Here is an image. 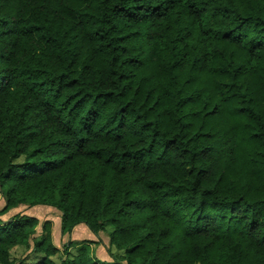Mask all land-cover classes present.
Wrapping results in <instances>:
<instances>
[{"label": "trees", "instance_id": "obj_1", "mask_svg": "<svg viewBox=\"0 0 264 264\" xmlns=\"http://www.w3.org/2000/svg\"><path fill=\"white\" fill-rule=\"evenodd\" d=\"M0 196V264H264V0H0Z\"/></svg>", "mask_w": 264, "mask_h": 264}, {"label": "rangeland", "instance_id": "obj_2", "mask_svg": "<svg viewBox=\"0 0 264 264\" xmlns=\"http://www.w3.org/2000/svg\"><path fill=\"white\" fill-rule=\"evenodd\" d=\"M4 205H5V200L2 196H0V210L4 207ZM20 212L24 213L26 215H30V216L33 215V216L37 217L41 223H43L45 221H52V236H54L56 239L55 243H57L58 245H60L62 247L64 244L69 242V238H67V236H61V227H58V224H59V218H61L62 214L57 209H55L53 207H49V206H35L33 208L21 207V208L12 210L11 212H9V214L3 216L2 219L7 220V219L11 218L13 215L20 213ZM84 227H86V226H84ZM86 229L89 230L87 227H86ZM40 234H41V227L38 228V234L35 236V238H39ZM85 236L86 235H83L82 237H78L75 235V236H73V238H75V239L86 238V239H82V240H89ZM97 237L99 238V240H102L103 242H107L106 239H108V241H109V238H108L109 236L107 233L102 232ZM95 242L96 243H93V244H97V242H99V241H95ZM31 243L33 244L32 241H31ZM13 251H14L13 259L16 260V263H21V261L27 259V258H25L27 255H28V260H26L24 264L33 263V257L34 256L29 255V250H28L27 246H21V247L15 248ZM111 261H112V258L108 262L110 263Z\"/></svg>", "mask_w": 264, "mask_h": 264}, {"label": "crops", "instance_id": "obj_3", "mask_svg": "<svg viewBox=\"0 0 264 264\" xmlns=\"http://www.w3.org/2000/svg\"><path fill=\"white\" fill-rule=\"evenodd\" d=\"M33 216V215H31ZM35 217V216H34ZM61 218H59V224H58V227H61ZM86 226L85 224H80L79 226H77L75 229H73L72 233L71 234H65L63 235L61 233V236H67V238L72 239V240H79L81 241L82 239H86V238H78V239H75L73 238V236H78V237H82L83 235H86L85 237H87L89 240H92V241H99L97 242V244H91V248H92V254L93 256H95L98 260L102 261V262H108L110 261L111 257L108 253V246H109V241L108 239L107 242H103L102 240H99V238L97 237L98 235H94V233L92 231H89L86 229ZM53 241L54 243L56 242V239L55 237L53 236ZM57 246H60L58 245L57 243H55Z\"/></svg>", "mask_w": 264, "mask_h": 264}]
</instances>
